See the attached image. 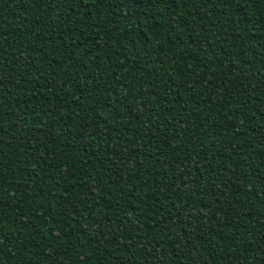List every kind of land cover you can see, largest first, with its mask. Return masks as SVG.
<instances>
[{
  "label": "trees",
  "instance_id": "16d2710c",
  "mask_svg": "<svg viewBox=\"0 0 264 264\" xmlns=\"http://www.w3.org/2000/svg\"><path fill=\"white\" fill-rule=\"evenodd\" d=\"M0 264H264V0H0Z\"/></svg>",
  "mask_w": 264,
  "mask_h": 264
}]
</instances>
